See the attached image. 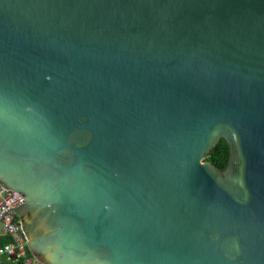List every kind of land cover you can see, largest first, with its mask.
Returning a JSON list of instances; mask_svg holds the SVG:
<instances>
[{
  "label": "water",
  "instance_id": "95a60500",
  "mask_svg": "<svg viewBox=\"0 0 264 264\" xmlns=\"http://www.w3.org/2000/svg\"><path fill=\"white\" fill-rule=\"evenodd\" d=\"M0 186L40 264H264V0H0Z\"/></svg>",
  "mask_w": 264,
  "mask_h": 264
},
{
  "label": "built area",
  "instance_id": "2783aa9c",
  "mask_svg": "<svg viewBox=\"0 0 264 264\" xmlns=\"http://www.w3.org/2000/svg\"><path fill=\"white\" fill-rule=\"evenodd\" d=\"M23 203L20 194L0 186V224L7 242L0 245V259H11L12 264H40L26 249V240L19 227V218L12 210Z\"/></svg>",
  "mask_w": 264,
  "mask_h": 264
},
{
  "label": "trees",
  "instance_id": "16d2710c",
  "mask_svg": "<svg viewBox=\"0 0 264 264\" xmlns=\"http://www.w3.org/2000/svg\"><path fill=\"white\" fill-rule=\"evenodd\" d=\"M228 148L226 143L219 139L216 145L210 150L208 156L204 161L209 162L217 170H222L227 162ZM7 240L0 241V245H3Z\"/></svg>",
  "mask_w": 264,
  "mask_h": 264
},
{
  "label": "crops",
  "instance_id": "0c3cea01",
  "mask_svg": "<svg viewBox=\"0 0 264 264\" xmlns=\"http://www.w3.org/2000/svg\"><path fill=\"white\" fill-rule=\"evenodd\" d=\"M4 239L7 240V238L5 237L3 232L0 231V241H2ZM11 261H12L11 259L2 258V259H0V264H12Z\"/></svg>",
  "mask_w": 264,
  "mask_h": 264
},
{
  "label": "rangeland",
  "instance_id": "374dc122",
  "mask_svg": "<svg viewBox=\"0 0 264 264\" xmlns=\"http://www.w3.org/2000/svg\"><path fill=\"white\" fill-rule=\"evenodd\" d=\"M202 162H204V160H202Z\"/></svg>",
  "mask_w": 264,
  "mask_h": 264
}]
</instances>
